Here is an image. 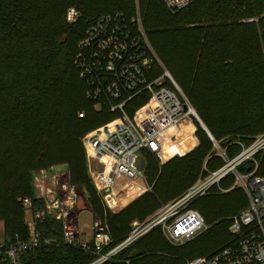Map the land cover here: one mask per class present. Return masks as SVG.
Returning <instances> with one entry per match:
<instances>
[{"label": "trees", "instance_id": "16d2710c", "mask_svg": "<svg viewBox=\"0 0 264 264\" xmlns=\"http://www.w3.org/2000/svg\"><path fill=\"white\" fill-rule=\"evenodd\" d=\"M137 2L158 57L173 69L170 73L214 138L264 131V0H194L178 13L162 0H0V181L6 182L0 187V218L5 219L7 236H27L18 196L24 192L35 199V176L57 166H67L72 185L88 192L94 214L106 219L113 247L126 239L134 221L144 222L162 204L180 198L200 176L212 145L199 129L200 147L162 166L161 175L157 161L148 158L145 175L153 193L145 192L118 214L103 210L89 177L83 138L117 115L97 111L87 98V85L75 65L77 46L101 16L134 17ZM71 8L81 14L74 24L67 21ZM185 13L193 19L178 31L168 29ZM148 98L132 106L137 109ZM196 144L193 139L178 151L185 154ZM216 164L213 160L208 166L216 169ZM207 196L196 200L204 204L195 201L192 207L210 224L208 232L174 246L157 228L106 264H184L222 247L230 219L238 212L217 222ZM39 230L57 243L24 255L22 264L95 260L63 243L61 223L46 218Z\"/></svg>", "mask_w": 264, "mask_h": 264}, {"label": "built area", "instance_id": "2783aa9c", "mask_svg": "<svg viewBox=\"0 0 264 264\" xmlns=\"http://www.w3.org/2000/svg\"><path fill=\"white\" fill-rule=\"evenodd\" d=\"M162 1L174 13L194 2ZM80 17L75 9L68 11L70 24ZM159 63L139 14L132 18L122 13L101 16L86 29L77 46L75 65L87 85V98L99 111L117 115L115 120L83 138L90 175L105 201L119 177L145 181L148 158L155 159L159 167L169 162L183 133L182 127H194L195 110L167 70L157 75L155 65ZM146 96L149 98L144 105L137 109L132 106L135 100ZM207 133L214 152L206 161L204 176L180 198L163 205L155 216L134 222L126 239L115 247L106 219L93 212L91 234L81 238L75 213L79 193L67 169L40 172L34 178L35 199L23 197L19 201L27 236L12 238L5 229L0 230V264H22L24 255L55 246L57 241L39 230L46 218L62 224L66 246L95 256L90 264H106L157 228L170 244L182 246L210 229L203 214L192 207L193 203L228 178L245 191L249 206L231 217L230 242L187 264H264V133L249 144L229 140L226 147ZM234 146L240 152L231 157ZM215 158L222 164L210 169L208 163Z\"/></svg>", "mask_w": 264, "mask_h": 264}, {"label": "rangeland", "instance_id": "374dc122", "mask_svg": "<svg viewBox=\"0 0 264 264\" xmlns=\"http://www.w3.org/2000/svg\"><path fill=\"white\" fill-rule=\"evenodd\" d=\"M71 9H74V8H71ZM70 10V9H69ZM76 10V9H75ZM77 11V10H76ZM79 12V11H77ZM68 14V13H67ZM139 14L140 18H141V23H142V26H143V29L145 31V34H146V37H147V40L150 44V46L152 47L153 51H154V54L156 56V58L161 62L159 63L158 65H155V71L157 72V75H161L165 70H167L169 73L170 71L172 72V74L174 73L173 72V69H167V67L165 66V64L162 62V60L158 57L149 37H148V34L144 28V25H143V18H142V15H141V9H140V5L139 3L137 2L136 4V12L134 13V16H137ZM81 18V17H80ZM193 19V14H181L179 15V17H175V23H171L173 26H170L168 29H171L173 31H178L180 30L181 26H184V24L186 22H189ZM68 21V20H67ZM78 22V21H77ZM76 22V23H77ZM69 23V22H68ZM196 25V24H194ZM171 74V73H170ZM171 74V76H172ZM173 77V76H172ZM174 79V78H173ZM175 81V79H174ZM176 82V81H175ZM169 85L171 86L172 88V84L171 82L169 81L168 82ZM180 87V86H179ZM181 89V88H180ZM181 94L185 97V99L189 102L190 106L195 110L194 106L192 105L189 97L187 96V94L185 93V91L183 89H181ZM95 109L97 111H99L96 107ZM196 111V110H195ZM197 113V111H196ZM198 114V113H197ZM199 116V115H198ZM200 118V116H199ZM201 119V118H200ZM204 130V132L206 133L207 137L209 138V135L208 133L205 131V129H203V127L200 125L199 121L197 120V118H194V127H193V130H192V133L190 132H186V133H182L180 136H179V142L181 141V143H178V145H180V148L181 149L183 146H190V141L195 139L197 141V144L195 147H193L192 149H190L187 153L185 154H182V152H179V151H176L175 154L173 155L172 159L167 162L166 164L172 162L173 160H176V159H181V158H185L187 157L188 155L192 154L193 152H195L201 145V141H200V138L198 136V130ZM190 133V134H189ZM262 133H264V131L256 134L255 136H250V137H240V136H226L225 138L223 139H219L217 141H219L221 143V145L223 147H226L225 145V142L229 141V140H233V141H238V142H242L244 144H248L250 143L254 138L258 137L259 135H261ZM214 137V136H213ZM216 139V138H215ZM210 140V138H209ZM83 142V141H82ZM211 142V140H210ZM211 145H212V142H211ZM214 152V148H213V145L211 147V151H210V154L208 155V157ZM239 149L237 146H234L231 151H230V156L231 157H234L235 155H237L239 153ZM208 157L206 158L204 164H203V168L201 170V173H200V176L198 177V179L194 182V185L199 182V180L201 179V177L204 176L205 174V171H204V166L206 164V161L208 159ZM214 161L217 162L216 166L219 167L222 162L221 160H219V158H215ZM88 162V160H87ZM165 164V165H166ZM164 165V166H165ZM163 166V167H164ZM67 166H57V167H54L52 168L51 170L53 169H56V170H59V169H66ZM160 168V175L162 174V167H159ZM88 169V174H89V177L95 187V184L93 182V179L90 175V172H89V167H87ZM146 177V175H145ZM146 184L148 185L149 187V192L153 193V186H150V184L148 183L147 181V178L145 180ZM34 184V189H35V196L37 195V189L35 187V182H33ZM129 184V182H128ZM127 184V185H128ZM6 185V182L4 181H0V187H3ZM126 185V186H127ZM125 186V187H126ZM96 189V188H95ZM77 190H78V193H79V203H78V207L77 209H75V213L77 214V226H78V229L80 231V233L83 235L81 238L82 239H85L84 236H87L89 237L90 234H91V229L89 228V226L92 224V221L94 219V215H93V208L89 202V195H88V192H86L85 189H83L82 187H79L77 186ZM228 190V191H227ZM33 191V190H32ZM97 191V190H96ZM32 193V192H31ZM146 194V193H145ZM144 194V195H145ZM25 195H29V194H26L24 192H21L20 195L18 196V199H17V202L19 203L20 199L23 198ZM97 197L99 198V201H100V205L102 206L103 210L109 213H113V214H118L120 213L121 211H123L125 208H127V206L129 205H125V206H121L120 208L121 209H117L115 211L113 210H110L109 207L107 206V203L105 201V196L104 195H100L97 191ZM120 196V195H119ZM143 196V195H142ZM141 196V197H142ZM118 197V196H117ZM140 197V198H141ZM207 200L209 199V202L212 203L214 205V208H215V213L216 215L214 214V217L215 219H217L219 222L220 220L223 219L224 217V214H230V213H236V212H241L243 210H245L248 206H249V199L245 193V191L243 189H241L240 187H236L234 185V181L232 178H228L227 180L223 181L222 184L220 185V187H216L214 188L211 193L206 197ZM139 199V198H138ZM136 201V200H135ZM134 201V202H135ZM174 199L169 203L173 202ZM206 201V200H205ZM197 202V201H196ZM132 204V203H131ZM197 205L199 204H204V201L201 200V201H198L196 203ZM163 205H167V203L165 204H162L160 209L157 210L153 215H151L150 217H148L146 220H148L149 218L155 216L162 208ZM242 206V208L240 207ZM93 212V213H92ZM237 215V214H236ZM235 216V215H234ZM136 222V221H134ZM133 222V223H134ZM139 222V221H138ZM216 222V223H217ZM132 223V224H133ZM132 224H131V227H132ZM210 225V224H209ZM2 229H5L6 230V223H5V219L3 218H0V230ZM210 229H211V226H210ZM209 229V230H210ZM208 230V231H209ZM207 231V232H208ZM227 239L228 242H230L232 239H233V236H231V234L229 232H227ZM225 243V244H226ZM224 244V245H225ZM184 264H187L188 263V260H184L183 261Z\"/></svg>", "mask_w": 264, "mask_h": 264}, {"label": "bare ground", "instance_id": "6f19581e", "mask_svg": "<svg viewBox=\"0 0 264 264\" xmlns=\"http://www.w3.org/2000/svg\"><path fill=\"white\" fill-rule=\"evenodd\" d=\"M194 115L199 117L196 111H194ZM182 128L183 133L192 132L193 130L192 125H189V127L183 126ZM178 143H181V141L179 142L178 140ZM179 148L180 145H176L175 152L178 151ZM145 192H149V187L145 181L141 179L132 180L125 177H119L114 184L112 194L106 198V203L110 210L115 211L117 209H121V206L129 205Z\"/></svg>", "mask_w": 264, "mask_h": 264}, {"label": "water", "instance_id": "95a60500", "mask_svg": "<svg viewBox=\"0 0 264 264\" xmlns=\"http://www.w3.org/2000/svg\"><path fill=\"white\" fill-rule=\"evenodd\" d=\"M185 110H187V106L185 107ZM197 120L199 121V123L203 127V129H205V131L207 132L208 129H207L206 125L203 123V121L199 117H197Z\"/></svg>", "mask_w": 264, "mask_h": 264}]
</instances>
